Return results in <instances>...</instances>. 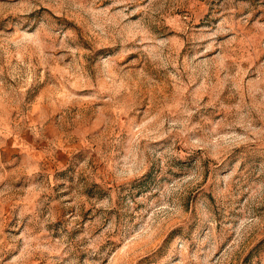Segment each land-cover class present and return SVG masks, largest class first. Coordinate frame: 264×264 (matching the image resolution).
Masks as SVG:
<instances>
[{"label": "rangeland", "instance_id": "obj_1", "mask_svg": "<svg viewBox=\"0 0 264 264\" xmlns=\"http://www.w3.org/2000/svg\"><path fill=\"white\" fill-rule=\"evenodd\" d=\"M0 264H264V0H0Z\"/></svg>", "mask_w": 264, "mask_h": 264}]
</instances>
